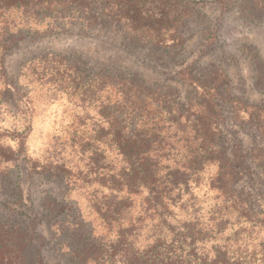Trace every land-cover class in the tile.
Wrapping results in <instances>:
<instances>
[{"label": "rangeland", "instance_id": "1", "mask_svg": "<svg viewBox=\"0 0 264 264\" xmlns=\"http://www.w3.org/2000/svg\"><path fill=\"white\" fill-rule=\"evenodd\" d=\"M104 4H97L96 22L0 16V219L37 231L27 256L40 252L43 264H77L71 250L94 227L92 201L106 191L99 183L107 158L100 134L111 125L104 109L121 98L95 73H137L149 85L178 88L186 102L190 87L179 71L190 67L200 76L223 68L232 98L242 102L221 104V141L230 153L236 146L244 152L251 173L236 186L261 209L264 0L197 3L179 27L184 42L177 46L141 39L144 32L123 27Z\"/></svg>", "mask_w": 264, "mask_h": 264}, {"label": "trees", "instance_id": "2", "mask_svg": "<svg viewBox=\"0 0 264 264\" xmlns=\"http://www.w3.org/2000/svg\"><path fill=\"white\" fill-rule=\"evenodd\" d=\"M103 1L123 27L144 32L141 39L177 46L184 18L204 0ZM101 2L0 0V16L96 22ZM178 76L190 87L186 102L178 88L149 85L137 73H95L121 99L104 109L111 125L100 134L107 158L99 183L106 191L92 201L96 226L71 250L77 264H264V193L256 210L236 186L251 173L244 152L236 146L230 153L221 141V104L242 101L232 98L221 67L200 76L185 67ZM38 238L28 225L13 228L0 219V264H43L40 252L27 256Z\"/></svg>", "mask_w": 264, "mask_h": 264}]
</instances>
